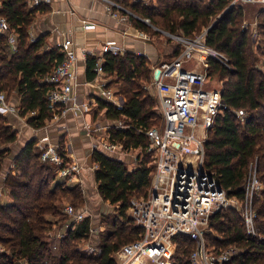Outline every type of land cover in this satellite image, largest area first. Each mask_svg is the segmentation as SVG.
<instances>
[{"label":"trees","instance_id":"16d2710c","mask_svg":"<svg viewBox=\"0 0 264 264\" xmlns=\"http://www.w3.org/2000/svg\"><path fill=\"white\" fill-rule=\"evenodd\" d=\"M115 1L171 33L190 36L201 27H208L206 44L227 55L231 68L212 58L208 60L209 73L224 79L222 100L227 109L215 117L208 129L204 163L228 195L240 200L250 172L255 171L262 186L252 202L257 236L247 237L240 212L234 207L217 210L209 220L215 234L207 232L205 235L214 255L229 247L236 248L237 252L220 264H264V64L263 68L255 66L257 58L252 55L247 31L238 27L241 10L237 6L229 7L231 0H155L157 4H153L154 0L147 4ZM47 10L45 4L29 8L26 0H0V16L6 18L9 28L17 35L13 52L6 34L0 33V90L19 95L21 114L37 111L28 120L35 128L44 126L53 116L47 98L51 87L42 79L64 57L58 47L40 53L43 36L30 40L29 27L36 13ZM261 15L264 16V12ZM213 19L215 24H210ZM132 24L148 32L144 22L134 20ZM180 47L174 50L173 57ZM259 48L264 58V46ZM97 60L93 55L86 57L88 81L97 76L94 71ZM147 65L146 57L131 52L107 53L101 65L104 73L115 76L117 84L121 82L119 93L126 97L121 108L98 100L101 108H106L109 119L128 121V128L110 131V140L120 143L126 151L140 149L141 154L132 170L101 149L92 154V161L97 164L94 172L97 192L104 202L114 206L116 213L97 241L98 251L90 253L81 246L90 238V217L69 229L59 240L57 250L52 249V242L45 237L54 222L51 217L67 218L61 212L59 198L70 194L83 205L84 196L80 184L69 187L63 179L54 181L52 167L40 161V150L36 141L31 140L15 156V169L9 170L4 181L10 202L0 201V245L3 248L0 264H115L113 253L138 238L141 230L126 211L133 196H146L155 168L151 164V153L147 152L150 140L144 131H139L153 128L152 120L156 117L152 99L142 98L137 85L148 71ZM237 110L245 112L244 119L235 115ZM15 140L16 131L8 125L5 116L0 115V171ZM174 240L176 253L172 264H190L189 256L196 242L185 235H178Z\"/></svg>","mask_w":264,"mask_h":264},{"label":"built area","instance_id":"2783aa9c","mask_svg":"<svg viewBox=\"0 0 264 264\" xmlns=\"http://www.w3.org/2000/svg\"><path fill=\"white\" fill-rule=\"evenodd\" d=\"M107 11L120 22L127 23L128 14L125 8L112 0H105ZM151 0H130L132 3H150ZM50 0H26L30 8L49 3ZM260 4L264 0H231L229 7L243 4ZM148 22V19L144 20ZM87 29L94 25L83 20ZM208 30V29H207ZM207 30L201 34L189 37L174 35L182 51L169 63H161L154 68L152 84L158 91L159 107L162 114L161 128L139 129L149 138L147 152L154 160V172L146 196L132 199L129 207L130 217L141 232L135 240L122 245L112 255L115 264H172L176 242L174 238L185 235L196 242V247L189 256L190 264H220L227 262L237 250L229 247L220 250L217 255L206 245L205 234L211 214L216 210L233 206L244 222L247 237H256L255 211L252 207L253 198L262 188L251 171L247 179L243 199L230 198L227 191L221 187L218 180L205 168V140L208 129L215 117L227 109L222 100L220 89L206 87L209 78L208 60H216L225 67L231 68L227 55L206 44ZM0 33H5L8 44L16 50L17 35L9 28L5 17L0 16ZM140 38L148 40L145 33ZM64 53L62 61L47 74L42 81L50 85L47 93L50 108L53 111L52 122L65 117L69 112L90 111L86 102H80L75 92L77 86V68L80 59H86L88 52L77 49L73 40L66 36L60 46ZM126 49L106 42L101 47V54L122 55ZM198 57V67H185L189 59ZM103 57H99L94 67L97 76L103 74ZM171 77V83H166ZM96 97L121 108L123 101L112 90L101 82ZM16 108L8 101L7 95L0 90V115L16 114ZM235 115L245 118L243 110H237ZM112 128L95 125L86 128L92 131L102 130L104 134L97 139L96 149L112 153L117 151V142L110 140L106 132L112 129H126L128 124L123 119L113 121ZM90 132V131H89ZM40 150V161L49 164L55 177L66 182H78L83 166L68 155L65 145L50 142L46 136L37 140ZM63 214L67 221L57 227L53 224L47 233L52 242V249H57V242L69 229L90 216L87 208H75L66 205ZM101 228V227H100ZM97 229L91 224L90 238L83 247L90 253L98 251L97 241L93 240ZM3 248L0 246V252Z\"/></svg>","mask_w":264,"mask_h":264},{"label":"crops","instance_id":"0c3cea01","mask_svg":"<svg viewBox=\"0 0 264 264\" xmlns=\"http://www.w3.org/2000/svg\"><path fill=\"white\" fill-rule=\"evenodd\" d=\"M128 3L132 4L130 0H128ZM45 5L48 7V10L37 12L29 27L31 41H35L41 36L44 37L40 53L57 47L60 48L65 37L69 36L73 40L75 48L85 49L88 55H93L97 58H104V54H101L102 45L106 42H113L114 46L126 49L125 53L131 52L136 55H142L146 57L148 62H153L152 46L149 45V42L140 38L141 32H147L137 29L132 23L120 22L110 15L107 11L105 0H50ZM83 20L86 23L94 25V27L87 29L83 26ZM9 47L11 51H16L10 45ZM77 66L78 84L75 87V92L80 102L89 104L90 111L69 112L58 121L52 122V120H47L44 126L35 128L29 124L28 120L31 116L36 115L37 111L27 112L23 115L19 111V95L16 92H12L7 97L8 101L17 110L16 114L9 113L4 115L8 121V125H10L13 131H16V140L11 144L10 155L5 159L0 171L1 202L7 204L10 202L4 181L9 170L15 169L13 164L15 156L24 148L27 142L31 140L37 142V140L46 136L52 143L65 145L68 155L83 166L79 181L73 183H80L84 189L85 199L90 200V203L94 202V204L104 202L97 192V184L94 178L97 164L92 161L93 152L99 149V147L98 149L95 148V146H98L97 139L104 132L102 130H89V132L86 127L90 126L92 128L95 125H99L100 127L112 128L113 121H116L106 116V108H101L98 103V100L101 99L96 97L100 83L103 81L106 83V87L114 92L113 87L108 85L109 81L104 80L112 76L103 73L88 81L86 79V59H80ZM107 134L110 138V132H106L104 137ZM117 144L120 148L112 152V154H108L115 155L118 160L123 161L128 170L134 169L138 155L132 158L133 155L131 153L134 152L132 149L126 151L120 143L117 142ZM58 180L62 181L61 179H55V182H58ZM66 185H68L67 182ZM91 221L92 226L95 227L94 221L92 219ZM93 240L99 242V237L95 236Z\"/></svg>","mask_w":264,"mask_h":264},{"label":"rangeland","instance_id":"374dc122","mask_svg":"<svg viewBox=\"0 0 264 264\" xmlns=\"http://www.w3.org/2000/svg\"><path fill=\"white\" fill-rule=\"evenodd\" d=\"M203 1L207 2L208 0H203ZM153 4H157V2L154 0ZM119 5L127 10V12L122 11L123 14H126V13L128 14L129 18H128L127 23H132L134 20H140V21L144 22L148 28V32L146 31L147 33H145L148 36V40H146V41L149 42L150 43L149 45L152 46L151 50L153 52L154 60H153V62H148V65H147L148 71L144 72L142 78H140L137 81V85H139V87H140V92H141L142 98H145L148 100L152 99L151 102L154 106L152 109H153V112L156 113V117L153 118V120H152L153 122H152L151 127L161 128L163 125V119L162 120L160 119V117H162V114H161L160 107H159L158 91H157L156 87L152 84V80L154 79V68L157 66H160L161 63H169V62L174 61V59L182 51V46L177 40H175L173 38V36L174 35H183V34H180L179 32H178L179 34L171 33L168 30H165L164 28L156 26L155 24L151 23L150 21L145 22L144 20L147 18L141 17L138 13L131 10L128 6L124 5V3H122V2L121 3L119 2ZM237 7H238V9L241 10V12H240L241 16L239 17L240 23H239L238 27L241 30L247 31V36L249 39V46H250V49L253 51L252 55L255 58H257L255 66L259 67V68H263L264 58H263V55L260 53L261 48H259V47L264 46V35H263L264 30L262 29L264 27V16L261 15V13L264 12V6H262L260 4L248 3V4H243V5H240ZM215 19L211 20L210 24H212L215 21ZM207 29H208V27L207 28L201 27L199 29V31L195 32L194 34L190 35L189 37L197 36V35L201 34L204 30H207ZM179 46H181L179 49V53L173 57L172 55L174 53V50ZM199 64H200V61H199L198 57L195 56L194 58L189 59L188 62H186L184 64V66L190 67V68H195V67H198ZM208 66H209V63H208ZM208 74H209V78H208L206 87L209 89H220L222 91L224 79H222L220 77V75H218V74H215V73L210 74L209 69H208ZM104 80L109 81L108 85H111L113 87L115 94L118 95V97L121 98L122 101H125L126 97L125 96L123 97L119 93L121 82H118V84H115V83H117L115 76H112L110 78L107 77ZM171 81H172L171 77H167V79L165 80L166 83H171ZM5 93L7 94V97H8L9 94L7 92H5ZM121 119H123V118H121ZM133 151L134 152L131 153L133 155L132 158H134L135 155L141 154L140 149H133ZM108 153H110V152H108ZM113 156H115V155H113ZM141 158H142V156H141ZM132 161H134V160L132 159ZM152 163L154 164V160H153V156L151 154V164ZM152 175H153V173H152ZM55 179H60V178L55 177ZM67 183H68V185H66V186H69V187H73L76 185L73 182H67ZM93 187H95V186L93 185ZM81 190H82V195L84 196L83 205H81L82 202H77L78 199H75L72 195L67 194V195L60 197L58 200L60 202L59 205L61 207V212L63 213V209L66 205H72L73 206V204H75L78 206L75 208H83V207L87 208L90 212L89 217L94 221V225H95L94 228L97 229L96 237L98 236V237L102 238L103 234L109 228L108 221L112 220L113 217L116 216L115 208L109 202H102V203L99 202L98 204H94V202L90 203V200L85 199L86 197H85L84 189L82 186H81ZM229 197L235 198V200L238 199V198L233 197V196L232 197L229 196ZM141 198H142L141 195L140 196L135 195L131 198V200L132 199H141ZM228 207L233 208L232 205L228 206ZM225 208H227V207H225ZM126 212H127V215L130 217L129 209ZM213 214H211V216ZM51 219L54 221L51 225V229H52L53 224H56L58 227L60 225H63L62 223H65V221L68 220L67 218H64L62 220V216L51 217ZM209 220H210V218H209ZM207 232L208 233L213 232L212 229L210 228V221L208 222V227L206 228V233ZM213 233L215 234V232H213ZM45 237L47 240L50 239L49 237H47V234ZM205 241H206V245H208V247H209V245L211 243L207 242L208 239H207L206 235H205ZM58 242L56 244L57 247H58ZM83 245H85V242H83L81 244V246H83ZM0 246L2 247V245H0ZM194 246H195V243H194ZM55 250H57V249H55ZM174 251L176 253V249ZM90 264H93V263H90Z\"/></svg>","mask_w":264,"mask_h":264},{"label":"water","instance_id":"95a60500","mask_svg":"<svg viewBox=\"0 0 264 264\" xmlns=\"http://www.w3.org/2000/svg\"><path fill=\"white\" fill-rule=\"evenodd\" d=\"M220 18V17H219ZM216 22V21H215ZM215 22L213 24H215Z\"/></svg>","mask_w":264,"mask_h":264}]
</instances>
